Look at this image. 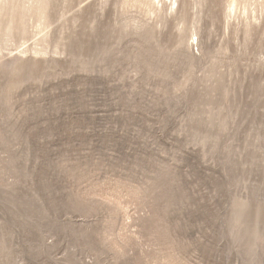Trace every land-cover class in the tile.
Masks as SVG:
<instances>
[{
  "label": "rangeland",
  "instance_id": "374dc122",
  "mask_svg": "<svg viewBox=\"0 0 264 264\" xmlns=\"http://www.w3.org/2000/svg\"><path fill=\"white\" fill-rule=\"evenodd\" d=\"M0 264H264V0H0Z\"/></svg>",
  "mask_w": 264,
  "mask_h": 264
}]
</instances>
